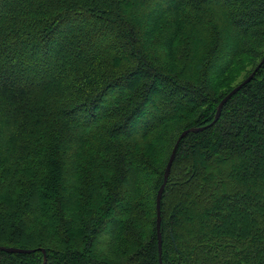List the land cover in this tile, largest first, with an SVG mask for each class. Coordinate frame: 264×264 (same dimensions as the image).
<instances>
[{
  "label": "trees",
  "instance_id": "16d2710c",
  "mask_svg": "<svg viewBox=\"0 0 264 264\" xmlns=\"http://www.w3.org/2000/svg\"><path fill=\"white\" fill-rule=\"evenodd\" d=\"M263 50L264 0H0V264H160ZM160 216L162 264H264V61Z\"/></svg>",
  "mask_w": 264,
  "mask_h": 264
},
{
  "label": "water",
  "instance_id": "95a60500",
  "mask_svg": "<svg viewBox=\"0 0 264 264\" xmlns=\"http://www.w3.org/2000/svg\"><path fill=\"white\" fill-rule=\"evenodd\" d=\"M264 61V50H263V56L262 59L260 60V62L257 64V66L254 68V70L245 78L243 79L240 83H238L234 88H232L218 103L217 105V110L214 116V119L206 124V125H202V126H198V127H191L188 129L183 130L177 137V140L175 142V144L173 145V148L169 154L168 160L166 162L165 165V169H164V173H163V180L161 185L159 186L157 193H156V199H155V206H156V231H157V242H158V253H159V263L162 264L161 261V252H162V246H161V232H160V221H161V216H160V200H161V196H162V192L164 189V186L167 182L170 170H171V165L172 162L174 160L175 157V152L178 146L179 141L181 140V138H183L187 133L189 132H198L203 130L204 128H207L208 126L212 125L219 117L220 115V111L222 106L225 104V102L235 93L237 92L244 84L248 83L251 81V79L253 78L256 70L261 66V64ZM0 250L6 251V252H15V253H28L31 250L30 249H21V248H15V247H4V246H0ZM43 254H44V258H43V263H45V253L44 250H42Z\"/></svg>",
  "mask_w": 264,
  "mask_h": 264
}]
</instances>
